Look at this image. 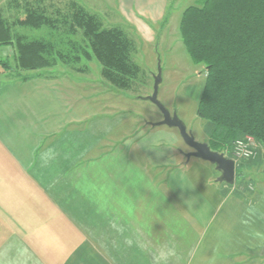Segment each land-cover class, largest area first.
Returning a JSON list of instances; mask_svg holds the SVG:
<instances>
[{"label":"crops","instance_id":"obj_1","mask_svg":"<svg viewBox=\"0 0 264 264\" xmlns=\"http://www.w3.org/2000/svg\"><path fill=\"white\" fill-rule=\"evenodd\" d=\"M167 2L124 15L138 24L137 3L161 23ZM0 65V264H264V189L182 162L175 129L112 127L98 104L86 117L78 80Z\"/></svg>","mask_w":264,"mask_h":264},{"label":"trees","instance_id":"obj_2","mask_svg":"<svg viewBox=\"0 0 264 264\" xmlns=\"http://www.w3.org/2000/svg\"><path fill=\"white\" fill-rule=\"evenodd\" d=\"M54 22L45 11H35L21 25L53 30ZM63 22L70 34L81 33L84 46L72 43L66 53L61 49L56 54L54 36L30 40L15 32L18 23H9L0 10V47L16 52L13 65L2 61L4 68L27 80L31 77L20 73L96 59L104 80L118 90L134 91L140 67L133 60L132 35L120 26L105 27L98 16L81 7ZM180 37L192 62L206 69L197 115L213 126L211 149L227 153L247 135L264 149V0H204L200 6H190L181 18ZM77 48L83 54L73 50Z\"/></svg>","mask_w":264,"mask_h":264},{"label":"rangeland","instance_id":"obj_3","mask_svg":"<svg viewBox=\"0 0 264 264\" xmlns=\"http://www.w3.org/2000/svg\"><path fill=\"white\" fill-rule=\"evenodd\" d=\"M203 1L168 0V11L166 16L163 17L162 15L161 23L151 18L148 20L142 16L140 8L135 3V9H132L133 15L139 21L135 25L130 23L124 15L126 0H0V10L9 23L13 25L18 23L14 26V31L27 36L30 40L48 39L51 35L54 36L52 39L55 38L56 54L61 52V49H65L63 52L66 53L68 51L66 48L71 49L72 43L78 44L79 47L84 46L81 33L78 35L70 34L69 25H64L63 22L67 19L71 20L72 15L80 7L88 13L98 16L105 27H122L129 35L133 36H130L136 46L133 60L140 67L134 91L118 90L104 80L101 76L102 67L96 59L92 61L83 59L77 63L78 65L66 66L60 63L53 67L52 75L62 74L64 79L79 81L75 83L79 84V87L75 85L74 88L70 87L69 96H75L77 89V92L84 90L86 117L92 114L91 105L98 104L97 107L93 108V113H101L102 116L112 114V127L125 128L133 133L141 128L144 131L146 129L169 131L167 129L170 128L165 126L153 128L147 125L148 123L160 122L163 119L160 110L151 102L144 100L153 93L154 76L160 68L162 84L159 89V101L171 113L177 114L186 125L187 131L193 135L197 142L208 143L213 126L197 115L199 99L206 80V69L192 62L180 37V22L183 12L190 6H200ZM35 11H45L48 16L52 17L55 21L53 30L50 27L32 29L21 25V21L28 19L29 14ZM145 11L151 16L157 15V11L148 7H145L142 13L146 16ZM73 50L82 52L81 48ZM14 55L16 52L11 47H0L1 62L10 61L13 65ZM0 69H3L1 65ZM44 71L27 72L25 75L46 74ZM175 131V133L178 132L176 129ZM167 133L164 138L167 137ZM256 142L258 143L257 140ZM166 144L168 143L166 142ZM233 150L232 147V150L225 154L234 160ZM180 151L181 161L184 162L186 158L183 153H188L191 149L182 140ZM263 155L264 149L261 145L256 158L236 160L238 174L236 173L235 184L231 187L238 185V189H240L254 185L257 191L264 189ZM215 177H218L217 171H215Z\"/></svg>","mask_w":264,"mask_h":264},{"label":"water","instance_id":"obj_4","mask_svg":"<svg viewBox=\"0 0 264 264\" xmlns=\"http://www.w3.org/2000/svg\"><path fill=\"white\" fill-rule=\"evenodd\" d=\"M162 84V71L159 68L157 74L154 76L153 93L146 97L144 100L154 104L162 113L163 119L160 122L148 123V126L156 127H168L170 129H176L184 142V144L191 149L188 153H183L186 158V163H189L192 158L201 160L203 162L210 163L220 174L217 182L220 184L234 185L236 180V163L233 159H230L223 152L213 151L208 143H199L195 140L193 135L187 131V127L184 122L177 116L176 113H171L160 101H159V89Z\"/></svg>","mask_w":264,"mask_h":264},{"label":"built area","instance_id":"obj_5","mask_svg":"<svg viewBox=\"0 0 264 264\" xmlns=\"http://www.w3.org/2000/svg\"><path fill=\"white\" fill-rule=\"evenodd\" d=\"M260 147L261 145L251 136H245L242 139L236 140L233 145L235 163H237L236 160H252L256 158Z\"/></svg>","mask_w":264,"mask_h":264}]
</instances>
